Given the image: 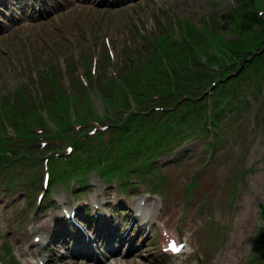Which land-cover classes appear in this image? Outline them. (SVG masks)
I'll return each mask as SVG.
<instances>
[{
  "label": "rangeland",
  "instance_id": "374dc122",
  "mask_svg": "<svg viewBox=\"0 0 264 264\" xmlns=\"http://www.w3.org/2000/svg\"><path fill=\"white\" fill-rule=\"evenodd\" d=\"M119 7L96 8L93 2L78 5L49 18L46 23L21 26L0 38V97L15 93L10 110L15 117H19L14 122L23 125L24 129L23 137L12 144V152L18 155L20 145L30 155L0 170L1 260L4 264H32L25 257L34 259L43 247L37 241L32 243L37 230L31 231L30 228L35 225L42 228L49 211L52 215L58 211L54 201H62V191L71 199L74 195L71 187H76L79 196L74 195V200L85 195L89 205L91 200L98 202L90 196L99 191L102 192L100 199L110 197L112 192L118 196L116 200L109 198L102 202V209L118 204L110 208L112 216L108 221L117 228L115 231L128 238L125 245L129 246L131 240L133 247L126 257H119L113 264H185L197 253L203 254V260L196 264H264V214L261 212V206L264 207V51L259 56V64L255 61L244 66L238 76L223 82L214 91L203 89L223 73L240 72H230L237 68L239 59H235L237 54L233 47L241 54L243 50L252 51L262 44L264 26L256 20L246 23L244 19L251 10L264 14V0H135L131 5ZM192 23L202 26L206 36L199 32L192 34L193 45H190L184 34L195 29ZM181 32V36L174 37ZM145 36L160 41L159 48L144 51L142 41ZM212 37L218 39L214 41ZM222 40L226 46L221 43ZM212 41L220 44L225 55H215L216 66H207L196 72L191 65L196 49L208 47L207 42ZM145 47L148 50V46ZM133 54H139V60L131 61ZM162 57L167 68L162 66ZM50 75L57 78L55 83ZM117 77L121 80H115ZM181 82L194 94L200 93L195 100H204L199 104L192 103L191 98L184 95V85L177 90ZM24 83L31 88L22 85ZM122 83L130 88L129 93ZM82 84L94 95L96 110L103 112L104 109V116L107 117L96 124L91 122L88 125L90 129L100 125L98 127L104 130L102 123H107L111 130L116 129L118 123L112 124L109 116H124L125 110L114 107L118 104V107L128 108L129 105L124 104V95L133 101L134 93L140 92L137 95L141 101L138 109L159 102L146 112L132 115L135 117L133 125L141 130L152 127L154 134L160 133L165 137L157 142L159 148L154 151L147 145L141 155L126 151L130 157L124 156L120 162L125 169L148 162L154 170L147 175L123 172L128 177L122 181L114 171L109 173L111 179H106L99 164L85 167L81 169L82 175L89 179L90 184L96 185L91 191L87 193L86 189L78 187V174L67 175L69 184L60 181L50 185L41 203L35 196L41 188L45 162L48 160L49 168L55 164L64 166V157L52 155V159H48L49 150L63 148V142L59 141L61 131L58 136L50 134L51 128H54L52 125L44 129L48 136L28 129L33 121L31 111L34 101L39 98L48 106L71 93L80 97L85 90ZM54 89L60 93L58 100L52 99ZM104 89L107 92L105 97L102 96ZM153 94H163L164 98L155 101L156 97H151ZM241 102L243 105L238 109ZM85 106L82 101L80 108ZM218 109L215 119L214 112ZM206 113H210V118L217 124L207 131L199 126L190 131L189 124H200ZM9 115L5 113L6 117ZM47 121L50 123V118ZM75 121L69 115L67 127ZM123 126L126 132L122 144L133 148L132 138L137 137L128 136L132 133L127 130L131 129L126 123ZM75 127L71 129L70 136H66L68 139L75 138L82 130L77 124ZM12 129L16 130L10 121L0 119V138L9 136ZM5 146L6 141L0 142V150ZM11 159L9 155L5 156V160ZM50 172L55 182L56 171L51 169ZM21 177L26 181L20 180ZM147 180L157 185V189L170 191V195L162 200V206L152 217L153 224L149 229L154 225L153 233L144 231L139 220L129 228L131 234L125 233L128 225L126 216L121 217L117 211L126 208L134 214L129 210V194L151 192ZM8 181L11 184L8 185ZM121 183L135 186L127 185V191L121 192ZM151 195L160 199L156 192H151ZM28 207L32 214L28 215V219L23 215L18 223L16 214L25 213ZM246 211L248 219L245 218ZM164 220L173 230L172 234L180 239L188 238L193 229V245L179 258L161 254L163 241L160 239L163 238L164 226L159 222ZM208 226L212 229H205ZM237 228L246 229L239 251L229 246L235 231H239ZM139 234L142 237L138 240ZM204 241V246L212 250V254L202 248ZM259 245L263 247L259 248ZM193 248L195 250L188 254ZM135 249L136 252H132ZM19 251L22 253L19 254ZM217 252L220 255L226 253L224 261L214 256ZM48 253L53 256L42 264H51L54 260H58L57 264H71L59 257L56 247L54 251L50 248ZM9 254L10 257H7Z\"/></svg>",
  "mask_w": 264,
  "mask_h": 264
},
{
  "label": "bare ground",
  "instance_id": "6f19581e",
  "mask_svg": "<svg viewBox=\"0 0 264 264\" xmlns=\"http://www.w3.org/2000/svg\"><path fill=\"white\" fill-rule=\"evenodd\" d=\"M148 199H146V197L142 196V197H137L135 198L134 200V203H133V206L136 207L137 209V212L140 213V212H144L146 214L150 213V211H148L146 209V204L150 205L147 201ZM247 214H248V211H246V215H245V218H247ZM248 219V218H247ZM244 221V220H243ZM243 221H240V222H243ZM246 221V220H245ZM239 222V223H240ZM34 223V222H33ZM241 224V223H240ZM33 225V224H32ZM41 225V224H40ZM165 225V224H164ZM238 225V223H237ZM36 226V225H35ZM38 226V225H37ZM142 227V226H141ZM242 227H243V224H242ZM239 229V228H237ZM236 230V229H235ZM246 230V229H245ZM245 230L244 228L242 230L239 229V231H235L236 234L233 235L232 237V241L230 240L231 242V247H233L236 251H239L242 249V243H243V239H244V235H245ZM32 231V230H31ZM189 234V233H188ZM192 233L189 234V236H191ZM233 234V233H232ZM41 237H42V233H41ZM188 242L191 244V239L188 238ZM167 245V244H166ZM183 250V248H182ZM233 250H231L232 252ZM235 252V251H234ZM226 256V254H225Z\"/></svg>",
  "mask_w": 264,
  "mask_h": 264
},
{
  "label": "trees",
  "instance_id": "16d2710c",
  "mask_svg": "<svg viewBox=\"0 0 264 264\" xmlns=\"http://www.w3.org/2000/svg\"><path fill=\"white\" fill-rule=\"evenodd\" d=\"M144 46V50L145 51H150L151 50V48H152V45L149 43V42H145V44L143 45ZM145 46H148V50H146V47ZM139 58H140V55L139 54H137V57H136V59L137 60H139Z\"/></svg>",
  "mask_w": 264,
  "mask_h": 264
},
{
  "label": "snow or ice",
  "instance_id": "6c2138e0",
  "mask_svg": "<svg viewBox=\"0 0 264 264\" xmlns=\"http://www.w3.org/2000/svg\"><path fill=\"white\" fill-rule=\"evenodd\" d=\"M171 247H172V249H173L174 251H178V250H179L178 248L175 247V245H171Z\"/></svg>",
  "mask_w": 264,
  "mask_h": 264
}]
</instances>
